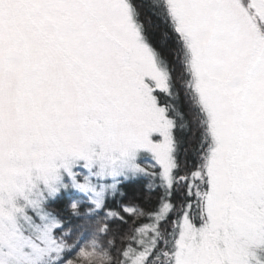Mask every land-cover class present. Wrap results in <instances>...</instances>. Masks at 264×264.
Wrapping results in <instances>:
<instances>
[{
  "label": "snow or ice",
  "instance_id": "snow-or-ice-1",
  "mask_svg": "<svg viewBox=\"0 0 264 264\" xmlns=\"http://www.w3.org/2000/svg\"><path fill=\"white\" fill-rule=\"evenodd\" d=\"M0 264H264V0H0Z\"/></svg>",
  "mask_w": 264,
  "mask_h": 264
},
{
  "label": "trees",
  "instance_id": "trees-1",
  "mask_svg": "<svg viewBox=\"0 0 264 264\" xmlns=\"http://www.w3.org/2000/svg\"><path fill=\"white\" fill-rule=\"evenodd\" d=\"M131 191V189H129Z\"/></svg>",
  "mask_w": 264,
  "mask_h": 264
}]
</instances>
